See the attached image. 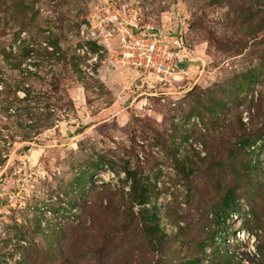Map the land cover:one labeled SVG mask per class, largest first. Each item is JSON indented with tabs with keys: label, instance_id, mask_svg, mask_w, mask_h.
I'll use <instances>...</instances> for the list:
<instances>
[{
	"label": "rangeland",
	"instance_id": "374dc122",
	"mask_svg": "<svg viewBox=\"0 0 264 264\" xmlns=\"http://www.w3.org/2000/svg\"><path fill=\"white\" fill-rule=\"evenodd\" d=\"M98 2L189 73L113 66ZM0 264H264V0H0Z\"/></svg>",
	"mask_w": 264,
	"mask_h": 264
},
{
	"label": "built area",
	"instance_id": "2783aa9c",
	"mask_svg": "<svg viewBox=\"0 0 264 264\" xmlns=\"http://www.w3.org/2000/svg\"><path fill=\"white\" fill-rule=\"evenodd\" d=\"M93 13L91 21L81 27V36L104 46L115 41L113 66L162 80L187 75L188 69L180 64L191 60L181 37H169L156 26L143 27L137 16L124 19L119 10L104 2H98ZM83 47V52L88 49Z\"/></svg>",
	"mask_w": 264,
	"mask_h": 264
},
{
	"label": "trees",
	"instance_id": "16d2710c",
	"mask_svg": "<svg viewBox=\"0 0 264 264\" xmlns=\"http://www.w3.org/2000/svg\"><path fill=\"white\" fill-rule=\"evenodd\" d=\"M233 203V200L230 198V194H228L224 199V205L228 208L231 207V204Z\"/></svg>",
	"mask_w": 264,
	"mask_h": 264
},
{
	"label": "bare ground",
	"instance_id": "6f19581e",
	"mask_svg": "<svg viewBox=\"0 0 264 264\" xmlns=\"http://www.w3.org/2000/svg\"><path fill=\"white\" fill-rule=\"evenodd\" d=\"M188 55V54H187ZM191 61H193L192 59H190ZM187 73H189V70L187 71ZM174 81H181V79H180V77H176L175 79H174Z\"/></svg>",
	"mask_w": 264,
	"mask_h": 264
},
{
	"label": "crops",
	"instance_id": "0c3cea01",
	"mask_svg": "<svg viewBox=\"0 0 264 264\" xmlns=\"http://www.w3.org/2000/svg\"><path fill=\"white\" fill-rule=\"evenodd\" d=\"M190 66H192V65H190ZM190 66H189V67H190ZM189 67H187L188 70H189Z\"/></svg>",
	"mask_w": 264,
	"mask_h": 264
}]
</instances>
